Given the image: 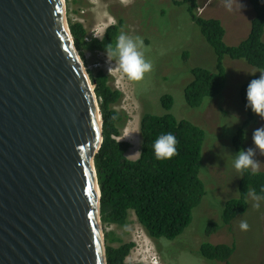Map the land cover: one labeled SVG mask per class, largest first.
I'll use <instances>...</instances> for the list:
<instances>
[{
  "label": "water",
  "instance_id": "95a60500",
  "mask_svg": "<svg viewBox=\"0 0 264 264\" xmlns=\"http://www.w3.org/2000/svg\"><path fill=\"white\" fill-rule=\"evenodd\" d=\"M79 59L64 0H0V264H107Z\"/></svg>",
  "mask_w": 264,
  "mask_h": 264
},
{
  "label": "rangeland",
  "instance_id": "374dc122",
  "mask_svg": "<svg viewBox=\"0 0 264 264\" xmlns=\"http://www.w3.org/2000/svg\"><path fill=\"white\" fill-rule=\"evenodd\" d=\"M196 1L198 15L221 21L227 45H237L248 36L254 16L248 0H240L245 6L241 13L227 11L223 0ZM64 3L68 25L69 21L81 23L87 38L101 39L106 28L122 18V30L142 37L150 49L145 56L153 63L154 71L141 83L127 81L116 67L108 71L104 52L85 51L81 56L77 51L89 77L90 73L101 70L110 77V86L122 93V99L114 108L126 119L117 140L131 145L126 154L129 160L139 156V126L145 113L156 116L171 113L205 132L199 177L206 194L193 210L190 226L174 240L155 241L148 237L131 211L125 226L101 222L105 248L106 236L113 233L119 241L108 243L112 247L134 243L126 258L130 264H223L206 261L199 255L200 243L207 241L214 245H234L230 264H264V202L257 210L247 197L245 213L236 216L229 225L221 223L224 203L238 197L240 175L233 165L238 152L232 141L248 115L241 100L240 86L247 81L251 70L256 71L243 61L224 58L227 82L223 91L215 98L206 99L199 108H190L184 98V89L192 80L191 69L202 67L214 71L216 55L191 20L186 5H174L172 0H132L131 3L127 0H64ZM165 94L173 97L169 112L161 105V97ZM235 116L239 118L238 123ZM259 127H264V120L256 116V120L244 128V143L248 148L254 147L252 134ZM256 159L262 163L260 171H264V156L257 152ZM241 220L249 224L248 231H241ZM211 222L220 226L217 232L209 235L206 228Z\"/></svg>",
  "mask_w": 264,
  "mask_h": 264
},
{
  "label": "trees",
  "instance_id": "16d2710c",
  "mask_svg": "<svg viewBox=\"0 0 264 264\" xmlns=\"http://www.w3.org/2000/svg\"><path fill=\"white\" fill-rule=\"evenodd\" d=\"M254 16L250 22L248 36L237 45H227L224 41L225 29L221 21L204 18L197 13L196 0H172L174 5H186L193 23L200 29L207 44L216 55V67L210 71L202 67L191 69L192 80L184 89V98L188 107L197 109L206 99L215 98L224 89L227 82L224 58L243 61L256 72L249 73L247 81L240 86V95L248 115L233 138L237 152L246 150L244 128L256 120V116L247 107L246 90L252 79L259 78L264 71V0H248ZM124 27L122 18L116 24L106 28L101 39L87 38V32L79 22H70L69 29L74 45L81 56L84 52H104L109 43L115 44L116 38ZM95 85V94L102 115V144L95 155L94 164L100 188V220L102 224L125 226L129 212H133L137 222L148 237L157 241L161 238L174 240L191 224L193 210L197 208L206 194L204 184L199 177L202 164L201 151L205 132L188 120L177 119L171 113L162 116L143 114L140 119V152L135 160L126 157L131 145L120 141V129L126 116L114 106L122 99V93L113 89L110 77L101 70L90 73ZM163 109H172L173 97L165 94L161 97ZM173 134L178 143V155L171 160H157L153 144L161 134ZM240 175V174H239ZM253 188L260 194L264 188V171L253 176L250 173L240 175L238 197L228 199L221 212L222 225L247 210V189ZM218 224L209 223L207 234L217 232ZM108 243L119 241L113 233L106 236ZM106 244L107 264H130L126 258L134 243H121L117 247ZM235 250L234 245L211 244L201 242L199 255L210 262L230 264ZM139 264V263H134Z\"/></svg>",
  "mask_w": 264,
  "mask_h": 264
},
{
  "label": "clouds",
  "instance_id": "9594fccd",
  "mask_svg": "<svg viewBox=\"0 0 264 264\" xmlns=\"http://www.w3.org/2000/svg\"><path fill=\"white\" fill-rule=\"evenodd\" d=\"M131 3L132 0H127ZM225 9L229 12L239 11L245 7L240 0H223ZM150 49L144 44L143 38L138 35H131L123 30L116 38L115 44L109 43L105 46V55L108 64V71L113 67L118 68L123 78L133 83H141L145 77L154 71L153 63L146 59L145 53ZM259 78L252 79L247 86L246 99L247 107L252 113L264 120V71L259 72ZM236 120L238 123L239 118ZM252 142L254 147L240 150L234 155V169L243 176L250 173L255 176L260 172L261 162L256 159L257 152L264 156V127H259L253 131ZM176 137L171 134H161L153 144L155 158L157 160H171L178 155ZM247 197L252 202L254 209H260L261 202H264V188L258 194L255 189L248 188ZM239 227L241 231H248L249 224L246 220H241Z\"/></svg>",
  "mask_w": 264,
  "mask_h": 264
},
{
  "label": "bare ground",
  "instance_id": "6f19581e",
  "mask_svg": "<svg viewBox=\"0 0 264 264\" xmlns=\"http://www.w3.org/2000/svg\"><path fill=\"white\" fill-rule=\"evenodd\" d=\"M80 60V59H79ZM80 62H81V60H80ZM84 68V67H83Z\"/></svg>",
  "mask_w": 264,
  "mask_h": 264
}]
</instances>
